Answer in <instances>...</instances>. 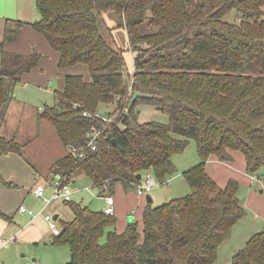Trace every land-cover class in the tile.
Masks as SVG:
<instances>
[{"label": "trees", "instance_id": "1", "mask_svg": "<svg viewBox=\"0 0 264 264\" xmlns=\"http://www.w3.org/2000/svg\"><path fill=\"white\" fill-rule=\"evenodd\" d=\"M40 16L15 19L3 28L0 43V118L20 76L41 54H21L3 47L29 23L59 52L58 66L86 65L90 79L66 72L57 102L39 117L56 129L65 147L85 144L88 130L102 128L97 146L76 159L67 151L54 174L71 180L83 172L100 190L116 182L134 187L146 169L163 182L176 171L172 155L191 139L199 161L184 169L185 195L152 205L142 221L122 230L102 209L68 200L71 216L60 219L53 243L69 245L62 264H213L221 244L246 215L238 195L239 180L220 184L205 169L213 155L220 161L244 157V169L264 176V0H35ZM116 22L100 30L98 15ZM232 12V16L229 17ZM147 24V30L142 27ZM126 30L133 71L112 37ZM116 103L114 117L92 116L101 103ZM151 105L166 120L138 119L139 106ZM116 108V111H115ZM86 110L91 114L84 115ZM104 123V124H103ZM24 144L0 133V156L22 153ZM106 185V186H105ZM106 187V188H105ZM0 216L8 219L0 210ZM229 264H264V228L254 231L233 253Z\"/></svg>", "mask_w": 264, "mask_h": 264}, {"label": "crops", "instance_id": "2", "mask_svg": "<svg viewBox=\"0 0 264 264\" xmlns=\"http://www.w3.org/2000/svg\"><path fill=\"white\" fill-rule=\"evenodd\" d=\"M2 3L7 7L4 11L6 13H8V10L10 12V9L14 10L13 8L19 7L18 3H10L9 0H3ZM20 12L21 11L15 12V16L17 18L14 19L0 18V43L3 37V28L5 25H7L8 27H13L15 19L25 20L28 22L33 21L27 18H21L22 14ZM3 47L8 51L21 54L36 52L41 54V57L35 66H33L29 71L23 73L20 76V79H18L14 83L11 89V98L9 99L4 109L3 117L0 118V133L7 137H15L19 142L25 144L28 141L30 143V141L39 139L42 136L44 138L45 129L49 130L48 134H51L52 132L53 135H55L56 142L54 138L50 139L51 143L50 145L46 146L45 151L48 152L53 149L58 150V154H56L52 161L48 164V168H52L53 172L55 161L63 156L68 151V149L61 142L55 127L48 120L39 117L40 111L35 109V104L32 103V100H34L32 96L34 94L46 95L47 97H49L48 99L51 102L50 105L54 104L58 100L56 94L57 91L63 87L64 74L66 72H79V70H73L74 67L77 68L76 65L66 68L59 67V52L56 49L52 48L45 36L39 31L35 30L29 23H24L19 28V33L14 40L3 42ZM85 79H90V75H88V77H86ZM37 108L39 110H42L41 106H38ZM113 108L106 110H112ZM25 117L26 119L28 118L30 120V125H26L27 123L23 121ZM47 139L49 140V136L47 137ZM59 143L63 145V148H61ZM27 148L28 147L24 146L22 153L9 152L0 156V210L7 216H9L8 219L0 216L1 248L4 246L6 247L7 242L11 238L15 239L17 236H21L24 229L32 227L31 218L25 217V214L28 213L21 212L19 210V207L22 205V199L20 196H17L19 198L18 205H14V207H16V211H12L14 207L11 209L5 205L6 203H8V199L6 196L10 193H16L14 192L15 188H12L11 186H18L20 184L26 183L30 186L28 192L30 191L32 197L36 198V196L32 193V187L34 186V184L37 182L47 183L53 177L52 176L47 177L46 179H42L40 172L34 164L33 158L30 157V159H27L26 157V154L31 151V149ZM232 164H234L232 163V161H220L215 156L211 155L205 164V169L211 176L216 179L218 183L224 184L229 177H232L230 175L232 172V170L230 169H233L231 167ZM239 168L244 174L241 176L242 181L244 183H251L252 175H249L245 171L244 164H240ZM81 173L83 172H76L71 178V182H74L77 178L81 177ZM32 174H34V179L32 178ZM57 174L58 173L54 175ZM218 176H222L223 179L220 180ZM236 178H238V180L240 181V177ZM91 186H94L92 185V182ZM131 189L134 188L125 187L123 183L116 182L110 189L107 190V194L111 195L114 199V215L116 217L115 228L117 230H122L125 227L126 223L131 219H135L139 223H141L142 212L148 203L156 205L170 198H173L174 196L177 197L173 194V192H171L170 188L163 189L159 186H155L150 192L144 194H138L135 189ZM74 190H76V188ZM260 190L263 189L261 188ZM104 191L105 190L98 189L97 193V197L103 200L101 209L106 204V195ZM46 192H50L49 186L46 187ZM148 198H151V201H149ZM61 203L63 202L55 201L52 203L53 205L50 204L53 209V216L56 215L55 219L57 220V223L58 217L61 213L60 211L63 208ZM70 216L71 215H69L67 218H69ZM20 222H23V224H21ZM36 227L38 226H35V229H37ZM40 228L43 230H49V236H52L46 220L43 222V224H41ZM262 228H264V224ZM3 241L6 242L3 243ZM38 263L39 262L37 261L36 264Z\"/></svg>", "mask_w": 264, "mask_h": 264}, {"label": "rangeland", "instance_id": "3", "mask_svg": "<svg viewBox=\"0 0 264 264\" xmlns=\"http://www.w3.org/2000/svg\"><path fill=\"white\" fill-rule=\"evenodd\" d=\"M2 1L3 0H0V18H17L15 16L16 11H21V18H27L30 20L38 19V17L40 16L35 4V0H9L10 3H18L19 7L13 8L15 11L10 9L9 12L8 10V13L4 12L7 7L2 3ZM232 15L233 14L231 12V14L228 16L231 17ZM115 22L116 17L113 14L104 12L101 15H98L99 28L106 37L108 36V38H111V36H109V34L107 33V29L105 26H110ZM142 27L145 31L149 26L147 24H144ZM112 37L115 39L116 45L123 49L127 67L126 69L130 70L133 65V59L131 50L128 49L125 30L122 27H115L112 31ZM76 66L77 68L74 67L73 70H79V73H81L84 78L90 75V72L85 65L78 64ZM32 98H34V100H32V103L35 104V109L38 111H41L37 108L38 106H41L43 109L46 105H50L51 103L48 99L49 97H47L46 95L34 94ZM115 105V102L101 103L99 105V109L106 110L115 107ZM138 116V119L140 121L148 119L166 120L167 118L166 114L151 105H140ZM23 121L27 123L26 125L31 124L30 120L28 118L26 119V117ZM48 131L49 130L45 129L44 138L41 134L42 137H40L39 139H34L30 141V143L29 141L25 144L23 143L25 147L31 149V153L29 152V155L26 154V157L27 159H30V157L33 158L34 164L40 172L42 179L54 176V172H52V168H48V164L52 161L55 155L58 154V150L54 149L48 152L45 151L46 146L50 145L51 143L50 139L54 138L56 142L55 135H53L52 132L51 134H48ZM48 136L49 140L47 139ZM59 144L61 148H63V145L61 143ZM172 160L177 167V171L173 174L172 177L170 176L171 179L169 177L164 182L158 181V184L155 186H159L163 189L170 188L171 192H173V194L176 196L185 195L189 192V185L185 175L183 174V170L184 168L186 169V167L188 168L199 161V156L194 140L191 139L183 151L173 154ZM232 163L234 164H232L231 166L233 169H230L232 170L230 175L235 178L240 177L238 195L241 197L242 204L246 210V215L234 225L231 237L221 244L218 249L217 260L213 264H229L231 262L233 253H235L240 247L244 245L245 241L248 239L251 233L261 229L264 224V176H262L261 178H253L251 176V183H244L242 181L241 176L244 174L241 172L242 170H240L239 166L240 164H244V157L240 151H235L234 160L232 161ZM80 176L81 177L77 178L74 182L70 183L72 188H76V190H74L72 194V200L87 204L93 209H101L103 200L97 197L99 188L96 186H91L90 179L86 174L81 173ZM32 178L34 179V174H32ZM218 178L220 180L223 179L222 176H218ZM11 187L15 188L14 192L16 193H10L6 196L8 199V203H6L5 205L9 208L12 209L14 205H18L19 198L17 196H20L22 199V205H24L28 209L33 210V212L38 213L41 209L45 208L46 211L52 213L53 209L51 205L53 204L44 205V200L42 198L32 197L30 191L28 192V189H30V186L28 184L25 183ZM133 188L135 189V187ZM261 188L263 190H260ZM61 205L64 210L62 208L60 211L61 213L58 217V225H60L61 218H67L69 215H71L70 208L65 203H61ZM12 211H16V207H14ZM25 217L31 218L32 227L24 229L21 236H17L15 239L11 238L7 242L6 247H0V264H36L37 261L39 262L38 264H62L68 261L70 258L69 245L66 243H53V239L50 241L52 236H49V230H43L40 228L41 224H43V222L45 221L43 216L40 214H37L35 216L25 214ZM20 223L23 224V222ZM35 226H38L36 227L37 229H35Z\"/></svg>", "mask_w": 264, "mask_h": 264}, {"label": "built area", "instance_id": "4", "mask_svg": "<svg viewBox=\"0 0 264 264\" xmlns=\"http://www.w3.org/2000/svg\"><path fill=\"white\" fill-rule=\"evenodd\" d=\"M133 65L130 70L132 73ZM116 111V110H115ZM84 115L91 114L88 111H83ZM92 116L99 118L102 122L110 121L115 112H111V110H100L97 109ZM104 124V123H103ZM102 128H92L87 132V138L85 144L80 146L69 145L68 151L74 156L76 159H80L86 156L89 150H93L97 146V141L101 134ZM253 178H255L252 175ZM166 181V180H165ZM164 182V181H163ZM48 183V184H47ZM37 182L32 187V193L38 198H42L44 200V205H50L55 201L65 202L72 199V194L74 192V188L71 187L70 183L71 180L66 178V175L58 173L54 175L49 182ZM158 184V180L156 179L154 173L150 169H146L141 172V178L138 179L134 183V187L138 194H144L150 192L155 185ZM49 186L50 192H46V187ZM106 186V185H105ZM106 188V187H105ZM105 206L102 210L106 214H113L114 213V199L111 195L107 194V189H105ZM21 212H27L31 216H35L40 214L46 220L48 227L51 231V235H57L60 232V227L57 223V220L53 217V214L46 211L45 208L41 209L38 213L33 212V210L26 208L24 205L19 207ZM6 241H3L5 243Z\"/></svg>", "mask_w": 264, "mask_h": 264}, {"label": "water", "instance_id": "5", "mask_svg": "<svg viewBox=\"0 0 264 264\" xmlns=\"http://www.w3.org/2000/svg\"><path fill=\"white\" fill-rule=\"evenodd\" d=\"M136 176L138 179H140L141 178V172H139ZM148 200L151 201V198H148ZM53 217L56 218V215H54Z\"/></svg>", "mask_w": 264, "mask_h": 264}]
</instances>
